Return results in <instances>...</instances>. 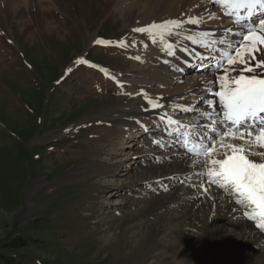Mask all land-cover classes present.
Segmentation results:
<instances>
[{"label": "rangeland", "instance_id": "1", "mask_svg": "<svg viewBox=\"0 0 264 264\" xmlns=\"http://www.w3.org/2000/svg\"><path fill=\"white\" fill-rule=\"evenodd\" d=\"M51 2L47 10L31 0L21 12L0 4V254L50 264H203L208 244L202 219L191 218L178 235L181 225L167 217L170 206L160 212L164 225H156L152 200L174 189L136 182L149 166L145 158L164 153L155 146L158 131L136 136L139 154L115 163L114 143L125 132L121 106L139 86L135 57L141 55L130 46L140 38L133 31L138 10L119 15V0ZM121 35L127 46L113 48L122 53L97 46L100 36ZM85 62L107 67L124 85L92 69L76 70ZM75 77L87 81L84 95L57 99ZM135 161L134 181L128 173ZM151 174L149 180L156 177ZM20 237L29 238L26 247L7 249Z\"/></svg>", "mask_w": 264, "mask_h": 264}, {"label": "bare ground", "instance_id": "2", "mask_svg": "<svg viewBox=\"0 0 264 264\" xmlns=\"http://www.w3.org/2000/svg\"><path fill=\"white\" fill-rule=\"evenodd\" d=\"M30 1L0 0V4L4 6L12 4L18 12H21L27 8ZM35 1L47 10L52 6V0ZM134 7L138 13L133 28L145 27L153 22L161 23L169 19L186 20L190 16L197 18L201 15L204 16L205 23L199 25L185 24L178 43L190 52L203 53L206 57L209 55L208 50L201 48L198 44H192L187 36L198 35L201 32L218 35L223 28L232 24V20L223 15V11L213 0H119L116 8L119 15H126L127 17L134 10ZM209 11L216 12L219 19H208ZM139 34L140 38L132 41V45H130L133 46V42H135L133 47L137 48L139 55H141L140 59L135 61L137 70L140 71V74L138 73L139 79L135 80V82L138 81L139 86L135 87L138 90L136 93L130 94L123 101H127V104L121 106V109L124 110L123 125L125 132L117 137L113 149L116 154L115 163L118 166L124 164L123 160L131 159L133 154H139L140 151L138 152L137 148L140 146L136 147L133 143L136 136H144L146 131L152 127L159 129L157 138L164 139L168 136L160 119L164 112H170L175 119H180L185 123L195 121L194 114L181 112L178 110V106L191 104L198 97L203 98L204 94L199 90L207 87L208 81L214 79V76L206 71L209 63L207 59L198 61V66L194 65L196 60L194 56L183 51H178L175 57H169L162 51L160 43L154 44L152 37L146 33ZM172 39L177 38L173 37ZM87 40H89L90 45L91 40L89 38ZM165 61H169V63ZM176 66H180L184 70L177 72L174 70ZM214 69L213 67V73L215 72ZM146 97L161 98L160 102L164 108H151ZM182 97L184 99H181ZM137 128L140 131L136 133ZM140 143L142 144V142ZM175 143L171 149H162L167 153L162 152L163 154H160L161 152H158L159 155L145 158L144 161L148 160L149 166H144V171L139 173L137 180L135 172L132 171L137 166L136 161L132 163L134 166L130 168L131 171L128 173L130 180H136L137 184L147 180L149 182L160 181L163 185H170L174 189L173 194L163 191L162 194H158L156 199L152 200L157 202L150 207L152 215L154 212V215H158L155 224L162 227L163 221H166L167 217H173V220H177L181 225L177 231L179 235L183 233L184 227L190 228L191 218L199 217V220L202 219L207 226L205 236L208 247H203V264H264V228L257 227V224L261 222L259 218L252 220L243 215L245 211L251 213V209L237 205L234 197L229 196L214 185L205 184L202 189L191 187L190 185L195 179L193 173L197 171V168L192 166L190 157L181 145ZM150 145L149 142H144L141 146L149 147ZM151 173H154L156 177L149 180L150 178L146 176ZM182 187H185V190ZM200 192H203L201 194L205 196L207 203L200 202V198L197 197ZM170 206L173 211L171 215L168 214L167 217L164 213L160 215V212L163 211L162 208ZM176 206L180 209H174ZM205 211L211 216L204 217L202 214ZM230 228L235 229L236 233H229Z\"/></svg>", "mask_w": 264, "mask_h": 264}, {"label": "snow or ice", "instance_id": "3", "mask_svg": "<svg viewBox=\"0 0 264 264\" xmlns=\"http://www.w3.org/2000/svg\"><path fill=\"white\" fill-rule=\"evenodd\" d=\"M213 2L232 24L218 35L201 32L187 36L192 44L208 50L207 57L190 52L178 43L185 24L206 22L202 15L153 22L133 31L152 37V42L160 43L169 57L183 51L198 61H209L206 71L214 79L199 90L203 98L178 106L181 112L193 113L195 121L185 123L170 112H164L160 119L167 135L185 149L192 166L197 168L190 186L197 189L205 184L216 186L234 197L237 205L251 209V213L245 211L243 215L252 220L259 218L261 222L257 227L264 228V0ZM208 19L219 17L209 11ZM118 44L127 46L123 41ZM174 70L182 72L184 69L176 66ZM160 100L159 97L147 98L153 109L164 108Z\"/></svg>", "mask_w": 264, "mask_h": 264}, {"label": "trees", "instance_id": "4", "mask_svg": "<svg viewBox=\"0 0 264 264\" xmlns=\"http://www.w3.org/2000/svg\"><path fill=\"white\" fill-rule=\"evenodd\" d=\"M86 68H88L90 70L92 69V68H89L83 64V65L78 66L76 68V70L86 69ZM72 73L69 75H72ZM76 73H78V71ZM66 78H68V76ZM72 82H73V87L71 88V90L67 93L61 92V95L59 97H57V99H60L62 101L66 98H68V99L69 98H78L80 95H84L83 92H86V89H84V88L88 84L87 81L81 80V83H80V80L78 79V77H75ZM64 83H66V82H64ZM77 131H79V129ZM73 133L74 132H72L71 134H73ZM70 138H73V135H71ZM51 147L54 148V145H51ZM52 154H54V152H52ZM64 154H69V151L64 153ZM76 154H77V152H75L74 155H76ZM59 156L60 155H56V156H52L51 158L53 160H56V159H58ZM54 165H57V163L55 162ZM32 239H34V237H32ZM15 241H18L20 243L14 244V243H16ZM15 241L8 243L6 246L7 249L26 247L29 244L30 240L28 237H24V238L20 237V238H17ZM33 262H34V260L28 259L27 255H17V254H14L13 252L10 253V251H6V252L0 254V264H50V263L43 262L40 259H38L36 261V263H33Z\"/></svg>", "mask_w": 264, "mask_h": 264}]
</instances>
